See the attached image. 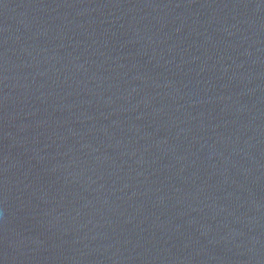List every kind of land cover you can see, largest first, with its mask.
Listing matches in <instances>:
<instances>
[{"label": "water", "instance_id": "1", "mask_svg": "<svg viewBox=\"0 0 264 264\" xmlns=\"http://www.w3.org/2000/svg\"><path fill=\"white\" fill-rule=\"evenodd\" d=\"M0 264H264V0H0Z\"/></svg>", "mask_w": 264, "mask_h": 264}]
</instances>
